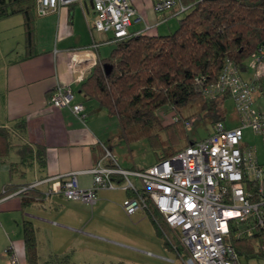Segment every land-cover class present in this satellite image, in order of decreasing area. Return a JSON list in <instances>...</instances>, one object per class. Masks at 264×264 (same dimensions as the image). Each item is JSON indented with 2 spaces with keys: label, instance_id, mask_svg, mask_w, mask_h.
Returning <instances> with one entry per match:
<instances>
[{
  "label": "crops",
  "instance_id": "obj_1",
  "mask_svg": "<svg viewBox=\"0 0 264 264\" xmlns=\"http://www.w3.org/2000/svg\"><path fill=\"white\" fill-rule=\"evenodd\" d=\"M130 3L139 14L143 12L137 0ZM96 19L92 0H80L47 16L36 17L30 57L24 16L19 14L0 21V127L14 129L15 133L14 148L8 156L0 158V264H10L7 253L10 247L19 264H30L23 234L27 223L36 230L40 264L64 257H68V264H87L94 253L103 260L100 247L103 244L118 247V240L124 235L116 214L124 215L122 205L131 192L123 188L125 181L118 175L112 177L117 187L98 190L94 204L68 201L54 192L48 194L52 182L27 196L20 194L24 186L70 174H76L81 188H92L91 171L105 157L106 148L118 167L136 170L114 148L119 133H123L119 119L97 101L85 99L80 93L82 82H78V74L69 67L68 52L93 43L99 44L98 58H106L102 49L113 45V34L97 31ZM130 30H135L134 25ZM57 86L72 88L73 103L83 104L85 121L69 108L57 109L51 104ZM21 145L31 147L38 155L22 163L18 154ZM132 181L137 188L142 187L139 180L132 178Z\"/></svg>",
  "mask_w": 264,
  "mask_h": 264
},
{
  "label": "built area",
  "instance_id": "obj_2",
  "mask_svg": "<svg viewBox=\"0 0 264 264\" xmlns=\"http://www.w3.org/2000/svg\"><path fill=\"white\" fill-rule=\"evenodd\" d=\"M79 2L37 0V15L47 16ZM92 3L97 14L95 29L112 32L114 40L126 38L134 20L143 19L129 0H92ZM153 3L156 11L166 12L179 6L180 0H153ZM185 9L181 6V11ZM98 46L93 43L87 48L68 52L69 67L78 74V82H83L98 64ZM249 70L253 77L245 79L236 66L227 61L218 81L203 90V96L208 99L228 94L242 127L228 128L218 122L207 138L169 160L141 170L118 167L106 148L105 157L91 171L94 176L92 188H81L76 174H70L24 186L20 194L52 182L48 194L54 192L68 201L94 204L98 190L117 187L112 177L118 175L125 181L123 188L131 192L122 205L125 213L132 216L136 212H147L152 204L176 236L183 250V264H242L226 239L231 225L247 226L246 230L237 232L238 236L252 235L256 228L264 229V164L252 149L243 148L242 143L244 128L251 127L256 133L264 134V50L253 55ZM74 99L75 93L70 86H57L50 102L57 109L69 108L85 121L84 106L74 104ZM258 99L263 102L261 109L255 106ZM105 161L110 164L105 165ZM132 178L139 180L142 187L137 188ZM248 185H255V188L248 190ZM7 253L11 257L10 264H19L12 247Z\"/></svg>",
  "mask_w": 264,
  "mask_h": 264
},
{
  "label": "trees",
  "instance_id": "obj_3",
  "mask_svg": "<svg viewBox=\"0 0 264 264\" xmlns=\"http://www.w3.org/2000/svg\"><path fill=\"white\" fill-rule=\"evenodd\" d=\"M181 6L186 9L181 11ZM36 11L37 0H0V21L19 14L24 16L28 57L33 55ZM173 11L179 26L170 35H151L145 33L147 29H129L124 39L114 40L113 36L111 42L115 48L111 55L98 58V64L80 88L86 100L97 101L101 108L119 119L123 133L142 130L141 136L147 137L161 152L156 153L157 162L169 160L197 142L188 135L192 126V117L186 115L189 105L201 102L197 113L211 120L213 131L216 123L225 124L220 108L229 95L208 99L203 96L204 87L218 81L227 61L232 62L244 78L250 71L253 55L264 50V0H180ZM165 107L175 113L174 121L167 126L158 114ZM13 130L0 127V158L8 156L14 148ZM180 138H187L188 143L180 145ZM37 153L26 145L18 147L22 163L34 159ZM254 188L255 185L247 186L248 190ZM34 190L24 194L27 196ZM146 214L158 235L167 237L165 244H172L182 257L183 250L177 239L175 243L171 241V230L152 204ZM246 229L244 224L231 225L226 242L234 247L242 264L252 259L264 260V229L256 228L252 235H237L238 231ZM23 234L29 263L40 264L33 225L25 224ZM68 262V257H64L46 264Z\"/></svg>",
  "mask_w": 264,
  "mask_h": 264
},
{
  "label": "rangeland",
  "instance_id": "obj_4",
  "mask_svg": "<svg viewBox=\"0 0 264 264\" xmlns=\"http://www.w3.org/2000/svg\"><path fill=\"white\" fill-rule=\"evenodd\" d=\"M137 1L142 5L143 12L140 14L143 16V19L137 23H135L137 18L134 20L135 29L142 28L145 30L146 25H148L150 29H147L145 33L161 36L170 35L178 29L179 19L173 15V10L157 12L152 0ZM1 40L3 42L6 40L4 33ZM114 48L115 45H110L106 49H102V53L105 52V57H109ZM252 77V70L244 75L246 79H252ZM262 104L263 102L258 99L255 106L261 109ZM200 105L201 102H197L186 108V115L192 117V126L188 131V135L194 141H201L213 133L211 120H208V118L203 119L200 116L201 114L199 113V115L197 113ZM158 114L165 126L174 121L175 113L174 111L168 110V107L161 109ZM220 114L225 117L227 127H242L243 123L236 114L235 104L231 98L224 102L222 108H220ZM137 131L131 134L120 132L119 141H117L114 148L117 151L115 152L121 158L127 160L130 165L136 166L134 169H145L157 163L156 153L158 152L160 154L161 152L158 151L159 149L153 147L147 137L141 136L140 131L142 130L139 129V132ZM186 143H188L187 138L179 139L180 145L183 146ZM242 143L243 148L252 149L258 160L264 164V134L256 133L251 127L244 128ZM116 218L121 222L124 231L123 237L118 240V247L103 244L100 247L104 253L103 260L94 253V256H92L93 254L91 257L89 256L87 264H183L182 257L173 249L172 244H165L168 241L167 237L165 235L162 237L158 235L156 228L153 226L146 212L140 211L133 216H128L124 211V215H118L117 213ZM171 233L174 235L172 231ZM171 233H169V237L175 243L176 236L174 235L173 237ZM242 260L244 262L245 258ZM250 263L264 264V260L256 259Z\"/></svg>",
  "mask_w": 264,
  "mask_h": 264
}]
</instances>
